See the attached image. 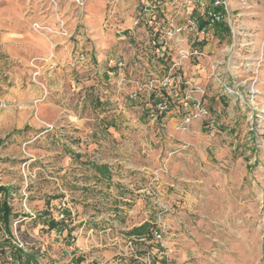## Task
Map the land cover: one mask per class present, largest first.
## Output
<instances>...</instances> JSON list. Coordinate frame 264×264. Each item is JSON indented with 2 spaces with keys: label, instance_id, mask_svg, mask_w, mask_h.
<instances>
[{
  "label": "rangeland",
  "instance_id": "obj_1",
  "mask_svg": "<svg viewBox=\"0 0 264 264\" xmlns=\"http://www.w3.org/2000/svg\"><path fill=\"white\" fill-rule=\"evenodd\" d=\"M225 1L0 0V264H264V0Z\"/></svg>",
  "mask_w": 264,
  "mask_h": 264
},
{
  "label": "built area",
  "instance_id": "obj_2",
  "mask_svg": "<svg viewBox=\"0 0 264 264\" xmlns=\"http://www.w3.org/2000/svg\"><path fill=\"white\" fill-rule=\"evenodd\" d=\"M174 0H141V15L144 14L148 18L151 19L152 22H159L161 17L164 16V9L161 7L164 3H172ZM181 2L188 3L196 10H202L201 16L203 20L198 19L195 20L194 18H188L184 25H173V23L168 24L165 20L160 22L157 25L158 31L163 34V37L171 38L172 36L178 35L182 37V33L187 31L190 34L199 35L203 34L205 30L213 29L214 27L224 25V12L226 11L227 4L225 0H180ZM211 6L208 8L207 4ZM173 22L174 20H170ZM226 25V24H225ZM228 26V25H227ZM176 37V36H175ZM178 37L177 40H179ZM196 54V51L194 52ZM188 54V52L186 53ZM117 70L121 71L125 67L124 62H118ZM166 108V102H159L156 106V110L158 112H163ZM155 113V112H154ZM152 116H154L152 114ZM189 121V120H187ZM156 238L160 239L161 237L156 234Z\"/></svg>",
  "mask_w": 264,
  "mask_h": 264
},
{
  "label": "trees",
  "instance_id": "obj_3",
  "mask_svg": "<svg viewBox=\"0 0 264 264\" xmlns=\"http://www.w3.org/2000/svg\"><path fill=\"white\" fill-rule=\"evenodd\" d=\"M221 31H225V32H228L229 33V29L226 27V26H222L221 28ZM95 168L100 171V172H104L105 171V167H96ZM5 193L7 194L8 193V190L4 187H0V193ZM10 215H11V211H10V207L7 203V200H5L3 202V204L0 206V220L3 222L4 226L6 229H8V223H9V219H10ZM57 227V224H55L54 222H49V228L51 229H54ZM142 228V227H141ZM137 232L138 230H133V232ZM6 233H9V230L6 232ZM8 245V244H7ZM11 249H14V252H19V250H17V248L15 247H11ZM27 264H29V262H27Z\"/></svg>",
  "mask_w": 264,
  "mask_h": 264
},
{
  "label": "crops",
  "instance_id": "obj_4",
  "mask_svg": "<svg viewBox=\"0 0 264 264\" xmlns=\"http://www.w3.org/2000/svg\"><path fill=\"white\" fill-rule=\"evenodd\" d=\"M134 1V0H133ZM141 1V0H140ZM163 9H164V11H166V12H168L170 9H171V6H169L167 3H164V4H162V6H161ZM141 15V14H140ZM143 16H145L144 14H142V17ZM37 93L38 92H35L34 94H32L33 96H35V95H37ZM22 113H23V111H22ZM72 116H73V118H75V115L74 114H71ZM24 113L21 115V121H23V119H24ZM72 116L70 117V118H72ZM76 119V118H75ZM21 123V122H20ZM168 245H172V244H168Z\"/></svg>",
  "mask_w": 264,
  "mask_h": 264
}]
</instances>
